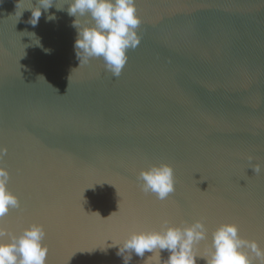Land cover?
<instances>
[{
    "label": "water",
    "instance_id": "1",
    "mask_svg": "<svg viewBox=\"0 0 264 264\" xmlns=\"http://www.w3.org/2000/svg\"><path fill=\"white\" fill-rule=\"evenodd\" d=\"M68 2L33 27L38 0H0V165L21 203L3 227L42 225L46 264H156L108 244L164 221L202 220V257L227 223L264 248V0H135L141 43L119 77L80 66ZM163 163L176 190L161 201L138 176Z\"/></svg>",
    "mask_w": 264,
    "mask_h": 264
},
{
    "label": "clouds",
    "instance_id": "2",
    "mask_svg": "<svg viewBox=\"0 0 264 264\" xmlns=\"http://www.w3.org/2000/svg\"><path fill=\"white\" fill-rule=\"evenodd\" d=\"M53 2L38 0L39 6L27 8L32 10L29 23L33 27L38 25L42 11L50 9ZM56 8L58 11L63 10V7ZM67 13L76 18L73 21V27L77 29L74 49L80 66L92 58H102L105 69L119 77L127 64L128 51L141 43L137 29L143 21L135 0H69ZM86 16L94 22L92 25L84 26L77 22L78 18ZM55 18L52 14L47 20ZM37 41L35 44L40 46V41ZM6 154L7 149L0 147V161ZM252 168L255 173L260 172L259 165ZM138 180L142 182L143 192L153 194L161 201L176 190L174 168L167 163L142 170ZM9 182V171L0 165V264H46L49 249L44 244L46 232L42 225L33 224L19 236L7 232L2 225L9 211L21 206L19 198L8 189ZM207 233L208 229L202 220L183 227L170 226L168 221H164L158 231L133 232L122 245L111 240H108L111 244L108 241L106 244L109 247L118 246V255L123 258L125 253H135L139 257H144L146 252L152 253L146 261L156 257V264H197L198 258L204 259L206 264H254V260L264 264V248L256 241L242 238L239 226L234 223L223 224L212 233L210 255H198L196 246L207 239ZM165 250L169 253L166 261L161 258V252ZM130 260L131 257L126 264Z\"/></svg>",
    "mask_w": 264,
    "mask_h": 264
}]
</instances>
